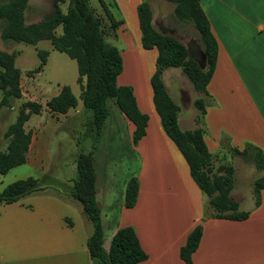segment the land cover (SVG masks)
<instances>
[{
  "label": "crops",
  "instance_id": "1",
  "mask_svg": "<svg viewBox=\"0 0 264 264\" xmlns=\"http://www.w3.org/2000/svg\"><path fill=\"white\" fill-rule=\"evenodd\" d=\"M102 1L119 24L114 30L105 9L103 16L92 8L101 20L103 32V26L110 31L107 37L104 35L105 41L117 47L123 58V44L130 41L139 43L146 52L138 56L144 65L138 75L142 77L143 69L147 68L146 82L151 86L158 51L145 50L142 46L138 7L144 0H112L116 13L110 8L109 0ZM198 1L218 42V56L207 86L209 104L202 122L199 126L192 123L193 127L188 130H203L205 143L214 158L227 156L231 148L242 151L247 144L264 149V0ZM149 4L154 28L160 32L168 31L193 56L189 47L192 46L191 40L174 31L170 18L159 20L155 13V8L168 7ZM192 27L198 35V44L199 33ZM200 51L203 54L200 66L205 68L203 46ZM179 71L170 68L163 74L171 95L174 88L181 89L185 81H189ZM170 80L172 86L169 85ZM133 91L139 110L149 116L146 135L135 145V125L121 112L132 148L141 159L137 173L139 194L133 208L125 206L128 182L123 188H118L113 156L98 149L102 134L96 139L93 150L104 249L109 251L112 238L119 229L131 227L148 256L138 264H186L181 259L180 250L194 229L201 225L203 234L192 256L193 264H264V189L258 207L253 204L243 208L250 213L245 220L205 217V194L193 180L187 161L161 127L152 88L151 106L149 103L147 107L141 106L136 91ZM3 96L0 89V103ZM81 105L84 108L83 103ZM72 111L74 109L58 115L67 116ZM54 120L43 117L39 133L43 136L54 134L59 125H55ZM183 124L184 121L179 119L181 129ZM53 162V152L42 144L34 152L28 151L27 161L23 164L34 173L13 172V168L6 175H0V191L28 178L38 180L41 188L15 203L0 204V264H102L92 258L87 245L94 226L82 206L69 195L75 178H71V183L64 177L62 181L60 173L65 167Z\"/></svg>",
  "mask_w": 264,
  "mask_h": 264
},
{
  "label": "trees",
  "instance_id": "2",
  "mask_svg": "<svg viewBox=\"0 0 264 264\" xmlns=\"http://www.w3.org/2000/svg\"><path fill=\"white\" fill-rule=\"evenodd\" d=\"M29 1L12 0L7 6L0 5V18H6L8 21L3 37L27 45H36L40 41L50 40L56 51L76 61L78 67L80 96L77 97L69 86H63L60 94L47 103L48 109L53 113L65 115L75 109L80 100L84 109L91 112L86 130L98 138L110 115L109 102L114 101L124 116L135 125L133 143L137 145L146 135L149 117L139 110L133 88L118 85V78L124 68L123 57L117 47L105 41L101 20L92 9L90 0H68L66 12L61 11L59 4L67 0H54L56 11L53 16L26 26L24 12ZM99 1L112 23V28L116 30L119 24L109 13L103 1ZM165 1L175 6L174 15L177 20L191 23L199 33L206 67L202 68L195 60H192L186 46L179 40L159 33L153 26L150 4L141 3L138 7V18L142 33V46L145 50L157 49L158 51L156 70L151 78L155 109L161 119L163 130L187 161L193 180L210 198L209 204L216 212L211 217L245 220L250 213L237 212L236 204L229 199L232 190L231 178H221L219 182L210 177L213 171V156L205 143L203 130L198 128L184 132L180 128L177 116L179 108L167 92L163 82V74L167 69H181L194 89L208 97L207 86L215 71L218 42L198 0ZM58 27L62 28L60 36H56L55 33ZM45 62L46 54L43 53L39 69ZM0 67V89L4 95L0 103L1 115L2 108L8 105L10 98L19 97L14 81V74L18 73L15 68V56L0 52ZM205 108L202 109L203 115ZM41 109L40 105L31 102L22 105L16 123L6 134L11 138L8 150L0 151V175H6L11 169L26 163L32 139V132L26 133L24 129V124L29 117L26 110H29L30 114H35ZM230 151L232 154L252 159L258 169L264 170V149L247 144L242 151L235 148H231ZM76 166L77 176L72 180L73 186L69 195L82 206L85 215L94 226L93 234L87 243L92 258L102 264H138L147 260L148 256L131 227L119 229L112 238L109 251L104 249V228L101 208L97 201L94 151L81 150L76 157ZM227 171L231 176L232 169ZM39 189H41L39 181L34 178L16 181L0 191V204L15 203ZM263 189L264 176L254 185L257 207L261 203ZM138 194L139 179L134 176L127 183L125 196L127 208L130 209L136 205ZM228 212L231 213L228 214ZM202 234L203 227L199 225L189 235L185 246L181 248L180 256L186 264H193L192 256L199 247Z\"/></svg>",
  "mask_w": 264,
  "mask_h": 264
},
{
  "label": "rangeland",
  "instance_id": "3",
  "mask_svg": "<svg viewBox=\"0 0 264 264\" xmlns=\"http://www.w3.org/2000/svg\"><path fill=\"white\" fill-rule=\"evenodd\" d=\"M11 1L12 0H0V5L7 6ZM29 2L30 4L28 3V7L24 12V24L26 26L49 19L56 11L54 0H31ZM90 2L92 8L96 9L97 12L100 11L98 12L99 14L105 15L104 8L99 3V0H90ZM144 2L151 3L155 7L158 5L168 7L167 9L155 8V13L159 17V20L164 17L170 18L173 22L174 31L191 40L192 46H189L191 47L190 51L196 59H193V56L190 55L187 49L189 57L200 65L203 60V54L200 51L202 45L200 39H198V44L196 42L198 35L193 31V25L177 20L173 10L175 6L168 1L144 0ZM109 3L111 5L110 8L116 13V7L113 5L112 0H109ZM68 4V0L65 3L59 4V8L62 12H66ZM159 22L162 24L161 21ZM7 26V19L0 18V52L7 55L13 54L15 56V68L18 70V73L14 74V81L16 84L15 90H18L19 97L12 96L8 105L1 110L0 151L6 152L8 150L11 138L7 137L6 134L11 126L16 123L22 105L28 102L38 104L42 107L39 113L30 114L29 110H26L29 117L24 124V129L26 133L32 132L29 150L30 152H34L41 148L43 144L44 148L52 151L54 154V165L58 164L61 167H65L64 172L60 173V176H62L61 180L63 181L65 178L64 180L71 183V178H76L77 176V154L81 150L91 151L95 148L97 138L91 135L90 131L86 130L88 128V117L91 112H87L82 108V102L79 100L80 105H78L70 115H54V113L49 111L47 103L53 96L57 95L63 86H69L77 97L80 96L81 86L78 83L79 75L77 63L66 54L56 51L50 40L40 41L36 45H27L18 43L9 38H4L3 33ZM103 27L104 35L107 37L110 31H108L105 26ZM158 28H160V26H158ZM158 32L169 36L171 35L168 31ZM55 33L56 36H60L62 28L58 27ZM122 47L125 49V56L123 58L124 68L118 84L132 87L133 90L136 91L142 107H147L149 103L151 106V86L149 82H146L147 77L143 78V73L142 77L138 75L139 71H142L143 68L142 61L138 59V56H141L142 52L146 51L142 50L140 44L134 41L127 42V44H123ZM43 53L46 54V62L42 68L39 69ZM179 70V72L185 76L182 70ZM185 78L187 77L185 76ZM136 81H138V83ZM169 83H171L169 85L172 86L171 80ZM149 92L151 95L148 96ZM167 92L169 93L168 90ZM169 95L179 108L177 113L178 121L179 119L182 122L184 121L186 126L184 127L183 124V129L187 130H182L184 132L196 130H188V128L193 127L192 123H196V126L201 124L203 119L202 109L209 104L208 97L197 92L190 80L185 81V86H182L181 89L174 88V93L172 95L169 93ZM147 98L148 100L145 102ZM109 109L110 115L101 131L102 139L100 140L98 149L101 153L104 152L107 154L109 152L111 156H113L112 165L115 166L114 175L118 182V188L121 189L129 179L134 176L137 177L138 170L141 167V159L132 148V141L129 137V131L123 119L124 117H122L123 115L114 101L109 102ZM43 117L56 119L54 120L56 121L55 125H59L54 134L43 136L39 133L40 129L38 127ZM45 124H47V122H45ZM228 169H232L231 176L228 174ZM212 170L210 177L219 182H221V178H231L232 190L229 194V199L236 204L237 212H246L244 211L245 208L256 204L254 185L257 180L264 176V170L258 169L252 159L232 154V152L229 151L227 156L213 157ZM19 171H22L24 174L34 173L33 170L25 165L16 167L13 172ZM9 176L12 178V175ZM65 184L66 186L69 185L68 183ZM62 186L63 184H61V187ZM217 194L218 193H216V195ZM117 199H120V196H118ZM209 202L210 198L205 195V217L216 214ZM230 213L231 212H228V214Z\"/></svg>",
  "mask_w": 264,
  "mask_h": 264
},
{
  "label": "bare ground",
  "instance_id": "4",
  "mask_svg": "<svg viewBox=\"0 0 264 264\" xmlns=\"http://www.w3.org/2000/svg\"><path fill=\"white\" fill-rule=\"evenodd\" d=\"M138 63H140V62H138ZM144 66V65H143ZM130 68V67H129ZM133 68V67H132ZM127 69V68H126ZM134 70V69H133ZM140 70V69H139ZM127 71V70H126ZM137 71V70H136ZM147 71H148V69L147 68H144V70H143V78L144 77H146V73H147ZM127 73V72H126ZM128 74V73H127ZM141 75V74H140ZM138 79V78H137ZM140 81H141V79H140ZM137 83H138V81H136ZM144 83V82H143ZM139 85V84H138ZM141 86H142V84H141ZM145 88V87H144ZM143 89V88H142ZM144 91V90H143ZM140 94H142V93H140ZM139 94V95H140ZM143 95H145V94H143ZM144 98V97H143ZM146 102V101H145ZM144 102V103H145Z\"/></svg>",
  "mask_w": 264,
  "mask_h": 264
}]
</instances>
